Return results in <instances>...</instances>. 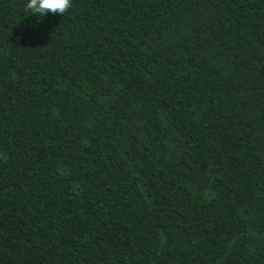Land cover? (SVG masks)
<instances>
[{
    "label": "trees",
    "instance_id": "trees-1",
    "mask_svg": "<svg viewBox=\"0 0 264 264\" xmlns=\"http://www.w3.org/2000/svg\"><path fill=\"white\" fill-rule=\"evenodd\" d=\"M0 0V264H264V0Z\"/></svg>",
    "mask_w": 264,
    "mask_h": 264
},
{
    "label": "clouds",
    "instance_id": "clouds-1",
    "mask_svg": "<svg viewBox=\"0 0 264 264\" xmlns=\"http://www.w3.org/2000/svg\"><path fill=\"white\" fill-rule=\"evenodd\" d=\"M71 5L72 0H25V11L35 15L38 18L36 23H39L49 13L64 14Z\"/></svg>",
    "mask_w": 264,
    "mask_h": 264
}]
</instances>
